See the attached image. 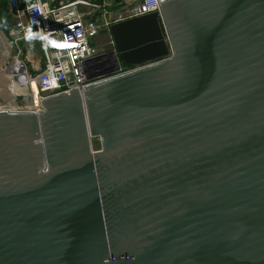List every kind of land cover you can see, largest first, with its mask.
Instances as JSON below:
<instances>
[{"label":"water","instance_id":"95a60500","mask_svg":"<svg viewBox=\"0 0 264 264\" xmlns=\"http://www.w3.org/2000/svg\"><path fill=\"white\" fill-rule=\"evenodd\" d=\"M156 1L133 69L0 109V264H264V0Z\"/></svg>","mask_w":264,"mask_h":264},{"label":"built area","instance_id":"2783aa9c","mask_svg":"<svg viewBox=\"0 0 264 264\" xmlns=\"http://www.w3.org/2000/svg\"><path fill=\"white\" fill-rule=\"evenodd\" d=\"M133 1L134 5L115 24L159 11L156 0ZM82 2L85 4H79ZM79 6L89 5L84 0H8L13 23L2 29L16 45H27L25 49H32L35 41L43 61L34 76L30 70L26 75L35 87L27 95L33 98V107L28 111L40 110V100L52 95L72 90L82 95L88 84L133 69L129 66L123 71L113 42L107 53L93 47L99 26L78 13Z\"/></svg>","mask_w":264,"mask_h":264},{"label":"rangeland","instance_id":"374dc122","mask_svg":"<svg viewBox=\"0 0 264 264\" xmlns=\"http://www.w3.org/2000/svg\"><path fill=\"white\" fill-rule=\"evenodd\" d=\"M84 1L87 2L89 6H79L77 12L85 14L86 20H91L99 26V34L93 41V47L96 48V50L102 49L104 53H107L112 42L109 28L115 24V21L120 15L134 5V1ZM12 23V13L8 7V0H0V109L27 111L29 108L33 107V98H25L26 96L23 90L28 88V95H31L33 92V83L29 80L24 86H19L18 84L12 85V79L16 76H12L8 70L14 61H18L19 65H25L26 67H24L26 69L28 67L34 76L37 73L35 71L42 67L43 61L40 48L35 41L33 42L32 49H25L24 47L27 45L21 42L16 45L14 39L2 29L3 26ZM31 63H33V65ZM121 67L124 71L129 66L122 64ZM30 85L32 87H29ZM11 98H13V101ZM91 142L94 150L99 149V141L97 139H92Z\"/></svg>","mask_w":264,"mask_h":264},{"label":"bare ground","instance_id":"6f19581e","mask_svg":"<svg viewBox=\"0 0 264 264\" xmlns=\"http://www.w3.org/2000/svg\"><path fill=\"white\" fill-rule=\"evenodd\" d=\"M79 4H85V3L82 2V3H79ZM27 69L23 65H19V62L18 61H14V63L10 66V68L8 70L9 73L12 74V76H16V77H14L12 79V85H16V84H18L19 86L26 85L27 81H29L26 78V75L29 73V69H28V71H27ZM27 90H28V88L25 89V90H23L25 96L28 95V91ZM33 90H35L34 84H33ZM11 99L13 101V98H11ZM12 110H14V109H12Z\"/></svg>","mask_w":264,"mask_h":264},{"label":"crops","instance_id":"0c3cea01","mask_svg":"<svg viewBox=\"0 0 264 264\" xmlns=\"http://www.w3.org/2000/svg\"><path fill=\"white\" fill-rule=\"evenodd\" d=\"M33 65V63H31Z\"/></svg>","mask_w":264,"mask_h":264},{"label":"trees","instance_id":"16d2710c","mask_svg":"<svg viewBox=\"0 0 264 264\" xmlns=\"http://www.w3.org/2000/svg\"><path fill=\"white\" fill-rule=\"evenodd\" d=\"M99 146V145H98ZM98 148V147H97Z\"/></svg>","mask_w":264,"mask_h":264}]
</instances>
